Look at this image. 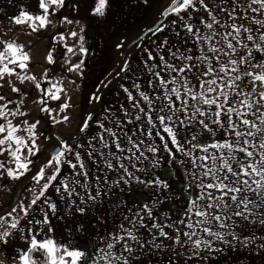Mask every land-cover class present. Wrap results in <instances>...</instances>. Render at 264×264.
Segmentation results:
<instances>
[{
    "label": "snow or ice",
    "instance_id": "6c2138e0",
    "mask_svg": "<svg viewBox=\"0 0 264 264\" xmlns=\"http://www.w3.org/2000/svg\"><path fill=\"white\" fill-rule=\"evenodd\" d=\"M64 6L65 0H38L41 14L22 11L10 19L34 32ZM108 6L109 0H95L91 15L105 17ZM73 8L78 11L79 4ZM171 15L176 19L170 22V34L154 49L141 48L147 53L142 63L146 86L121 85L126 104L114 110L109 106L102 116L88 114L79 128L83 139L72 143L57 138L59 143L31 176L28 203L19 201L6 215L0 214V245L17 233L27 244L18 250L14 264H146L142 257L163 249L164 241L177 257L187 254L189 261L203 262L229 248L256 243L254 235L241 233L264 228V0H172L162 13L164 20ZM61 22L79 24L67 16ZM165 27L162 21L144 36H157ZM83 32H70L77 47H69L66 36L59 35L67 53L88 54ZM0 43V80L16 75L20 83L34 82L41 112L59 123L48 101L61 99V83L47 71L43 80L20 75L16 69L27 70L29 55L13 42ZM47 61L56 62L51 51ZM66 64L69 72H82L84 60L69 59ZM127 68L124 64L121 71ZM12 91L25 95L15 86ZM92 99L98 101L99 96ZM12 103L0 104V156L10 158L0 160V172L19 181L31 171L33 158H39L42 137L39 119L13 123V118L29 114L21 109L22 99L15 110L9 107ZM56 107L63 112L69 103ZM162 159L178 165L185 177V206L176 218L159 207L166 195L131 207L120 199L134 183L153 189L154 195L166 194L171 185L152 172ZM105 198L116 209L109 214H118L119 223L92 253L49 235L59 201L70 213L84 216L105 204Z\"/></svg>",
    "mask_w": 264,
    "mask_h": 264
},
{
    "label": "rangeland",
    "instance_id": "374dc122",
    "mask_svg": "<svg viewBox=\"0 0 264 264\" xmlns=\"http://www.w3.org/2000/svg\"><path fill=\"white\" fill-rule=\"evenodd\" d=\"M170 4L164 3L162 5L163 10L161 11V14L170 6ZM66 6L61 10H57L54 17L62 19L63 15L66 14L67 11L72 10L70 7L66 10ZM20 13L21 12H17V15ZM49 20L51 22L45 28L34 32L31 31L28 24L16 25L10 18H1L0 20V42H13L19 46H22L24 52H26L30 57L27 70L25 72H21L20 69L17 68L16 71L20 73V75L26 74L28 76H35L37 80H43L44 74L47 71L48 76L54 81H59L62 88L64 89V92L61 93V99L59 101H48L49 107L55 109L52 115L60 121L59 123H55L49 116L41 112V105L37 103V101L40 99V93L38 90H35L34 82L25 81L24 83H20L16 75L11 77L6 76L3 80H0V95L5 97V100L0 101V104H3L7 101H13L9 107L15 110L17 103H19L22 99V104L20 105L21 109L29 114L26 117H19L18 119L13 118V123L20 124V122L25 119L29 120L30 122H35L37 119H39L40 124L38 126V131L42 137L38 141V145L40 147L39 158H33L35 160V164L25 177H21L19 181H13L11 178H7L5 173L0 172V214L6 215L11 207L16 205L17 199L20 196L22 198L26 195L25 189H28L33 185L31 176L33 172H35L36 166L40 165L43 159L52 150V145L54 143L58 144L59 140L75 143L76 141L84 138L85 134L79 133L81 122L88 114H93L94 116L97 115V107L99 106L101 99L106 92L105 91L100 96L99 100L94 106V104H92L94 101L92 98L96 92L93 94L90 91L82 93L77 89L78 86L75 84V82L78 81L77 79H81L83 77L84 68L82 72L78 70L76 76H73V73L75 72L69 73L66 71V61L75 54L67 53L65 45L63 48H56L54 37L61 34L65 35L69 47H77L78 41L71 38L69 29H64L61 27L57 28V22L55 19L49 18ZM143 45L144 42L134 50L133 55H135ZM119 46L120 42L116 43L114 48L113 45L111 46L115 52L116 61L119 55ZM84 47L88 49L87 56H89L88 44L85 43ZM2 48L3 44L0 43V50H2ZM50 51L52 52L53 57L56 59L54 64H49L47 61V56ZM132 56L128 60L127 65L130 63ZM10 67L14 66L10 65ZM9 80L11 81V85L9 84ZM12 86L21 89V92L25 94L24 97L21 98L19 93L13 92ZM79 95H81V99ZM65 101L69 103V107L61 112L60 108L56 106L58 104H63ZM65 115L69 117V119L66 121L63 120V116ZM57 138H59V140H57ZM71 138L75 139L72 140ZM217 138H219V133ZM203 139L207 140L208 138L203 137ZM163 155L166 158V154ZM8 159L10 158L6 153L4 156H0V160L7 161ZM152 172L155 175H159L161 178L167 180L171 185L166 194L156 193L154 195L153 189L134 183L131 187V190L123 193L120 199L126 202L127 206L131 207L133 205H141L143 203L151 204L157 195L161 196L162 199H164V195H166L167 198L164 200V203L159 206L160 209L163 213H166L173 218L180 216L182 209L185 206L186 194L184 193L185 177L181 175L179 166L175 164L170 166L165 162V159H162L161 166L152 170ZM29 195L31 196L32 193H29ZM2 202L8 204L6 205ZM121 210H123V207ZM91 212L93 214L94 210L92 209ZM115 212L116 209L112 206V213ZM110 215L111 214H109L107 210L105 217L106 221L104 225L107 228V233L108 231L113 230L115 225L119 223L118 214L111 215V217ZM90 216L92 217L91 214ZM249 235L255 236L256 243L249 245L247 248L239 246H237L235 249L229 248L222 254H216L213 259L203 262L198 260L195 262L189 261L187 259V254L177 257L176 253L168 247L170 243L169 241H164L163 249L153 250L150 255H145L142 257V260H144L146 264H170V260L175 262V264H264V248L260 247L261 238H264V228L259 226L254 228H246L241 233L242 237ZM176 251L184 252L185 250L183 248L177 247Z\"/></svg>",
    "mask_w": 264,
    "mask_h": 264
},
{
    "label": "crops",
    "instance_id": "0c3cea01",
    "mask_svg": "<svg viewBox=\"0 0 264 264\" xmlns=\"http://www.w3.org/2000/svg\"><path fill=\"white\" fill-rule=\"evenodd\" d=\"M171 2L172 0H149L148 4L145 5L143 0H109L106 16L99 17L91 15L90 12L95 0H65V6L67 5L66 10L69 7L72 10L67 11L63 17L67 16L73 21L78 20L79 24L73 23L69 25L62 23V19L55 18L54 15H50L49 18L55 19L57 28L69 29L70 32H80L81 28L84 29L82 34L85 37V43L88 44L89 56L83 55L84 64L82 67L84 68V74L81 79H77L78 81L76 80L77 82H75L78 86L77 89L82 93L86 91H90L92 94L95 93L104 78L115 68V52L111 46L113 45L114 48L116 43L124 39H129L149 27L161 15V11L163 10L162 5L164 3L170 4ZM74 4H79L78 11L73 8ZM22 11H27L31 14H41V10L38 7V0H0V20L1 18L7 19L15 16L17 12ZM182 15L184 14L182 13ZM197 15L206 14L197 13ZM174 19L176 17L174 15L171 16L168 19L165 31L158 33L157 36H153L150 40L144 42L141 48L154 49L159 40H162L170 34V22ZM141 48L132 56L130 63H128L127 71H124L115 82L111 83L106 88V92L104 91L105 93L103 92L105 95L97 107L96 116H102L104 109L109 106L114 110L120 105L126 104V97L121 89V85L129 87L130 89L133 82L140 83L142 88L146 86L148 76L142 63L147 53L142 52ZM77 71H74L73 76H76ZM79 96L81 99V95ZM25 190L26 195L22 198L20 196L16 204L19 201H23L25 204L28 203L27 198L31 196L29 195L30 192H27V189ZM53 199H57L54 194ZM105 201V204L93 208V214L90 211L84 216L74 213V210L70 213L66 209L65 204L59 201V211L51 219L53 232L49 235L66 246L86 249L89 253H92L99 246H102L99 241L107 234V228L104 226L106 221L105 217L107 210L108 213L109 209L112 211V204L107 202V198H105ZM99 214L103 219H100ZM23 223L24 221H21V224ZM19 237L20 234L17 233L14 237L9 238L7 245H0V260H4L5 264H14V257L18 261V250L27 247V244Z\"/></svg>",
    "mask_w": 264,
    "mask_h": 264
},
{
    "label": "trees",
    "instance_id": "16d2710c",
    "mask_svg": "<svg viewBox=\"0 0 264 264\" xmlns=\"http://www.w3.org/2000/svg\"><path fill=\"white\" fill-rule=\"evenodd\" d=\"M59 10V9H58ZM160 17V16H159ZM158 19V18H157ZM157 21V20H156ZM166 25V24H164ZM147 29V28H146ZM144 31V30H143ZM143 31L139 32L137 35L129 38V39H124L120 42V46H119V55L117 57V61H116V65H115V68L114 70L104 78V80L101 82V84L99 85L98 87V90L96 91V93L94 94V96H100L103 94V92L106 90V88L114 81H116L124 71H121V66L124 65V64H127L128 60L130 59V57L133 55L134 53V50L133 49H129L128 50V46L130 45V43L140 34L142 33ZM59 35L55 36L54 37V43H55V46L56 48H63L64 46V42H61L59 41L58 39ZM153 36L152 35H149L147 36L141 43L145 42V41H148L152 38ZM121 43H123L124 47H121ZM139 44V45H140ZM128 51V52H127ZM127 52V53H126ZM55 59V58H54ZM74 63L75 62H78L80 59H83L84 60V56L83 55H73L71 58H70ZM56 61V59H55ZM66 71L67 70V64H66V67H65ZM69 72V71H68ZM93 96V97H94ZM97 101H93L92 104H94V106L96 105Z\"/></svg>",
    "mask_w": 264,
    "mask_h": 264
},
{
    "label": "water",
    "instance_id": "95a60500",
    "mask_svg": "<svg viewBox=\"0 0 264 264\" xmlns=\"http://www.w3.org/2000/svg\"><path fill=\"white\" fill-rule=\"evenodd\" d=\"M171 5V4H170ZM170 18V16L167 18V20H164V17L162 16V14L160 15V17H158V19H156L155 21H154V23L153 24H151L149 27H147V29L148 28H155V26L157 25V24H160L162 21H163V24H167V22H168V19ZM147 29H145L142 33H140L131 43H130V45L128 46V50L131 48V49H136L138 46H139V44H140V42H142L147 36H144V33L147 31ZM149 35H151V34H149ZM148 35V36H149ZM128 52V51H127ZM126 52V53H127ZM46 158V157H45ZM44 158V159H45ZM43 159V160H44Z\"/></svg>",
    "mask_w": 264,
    "mask_h": 264
}]
</instances>
